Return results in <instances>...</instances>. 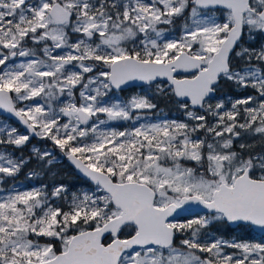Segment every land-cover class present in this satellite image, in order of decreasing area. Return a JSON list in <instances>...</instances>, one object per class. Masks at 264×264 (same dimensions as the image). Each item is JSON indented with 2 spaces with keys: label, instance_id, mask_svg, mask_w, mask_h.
<instances>
[{
  "label": "snow or ice",
  "instance_id": "snow-or-ice-1",
  "mask_svg": "<svg viewBox=\"0 0 264 264\" xmlns=\"http://www.w3.org/2000/svg\"><path fill=\"white\" fill-rule=\"evenodd\" d=\"M257 37L264 0H0V264H264V242L210 231L264 230ZM133 81L183 118L148 95L113 98ZM221 81L248 94L217 98ZM33 137L91 186L18 187L33 157L56 162L16 154ZM198 205L208 214L178 219Z\"/></svg>",
  "mask_w": 264,
  "mask_h": 264
},
{
  "label": "trees",
  "instance_id": "trees-1",
  "mask_svg": "<svg viewBox=\"0 0 264 264\" xmlns=\"http://www.w3.org/2000/svg\"><path fill=\"white\" fill-rule=\"evenodd\" d=\"M180 21L176 22L175 30L172 35H177L180 32ZM258 44V43H256ZM148 95L150 98H153V102L157 104L158 109H160L159 115L166 114V117H174V118H183L182 114L177 111L176 104L173 100L164 98L156 93V89L154 85H149L142 87L139 92H137V88H131L126 90L122 93L113 92V98L121 97V99H127L133 95ZM248 94L245 90L237 91L236 88L227 81H221L220 89L217 92V98L222 97H231V98H238L240 96ZM215 102V101H213ZM175 112L178 115H173L172 113ZM11 123L15 126L19 127V130H22V127L11 120ZM32 140H35L33 138ZM50 144V142H47ZM20 151H23V155L25 157L32 156V152L26 149V147ZM18 152V155L20 153ZM55 153L57 155H61L63 157L64 154L60 152L59 149H55ZM17 154V153H16ZM31 171H35L39 173L38 177L33 179L28 178V174ZM21 177V178H20ZM18 179H22L28 186H34L39 183L48 184L51 186L56 182H63L67 184L72 190H76L78 188H88L90 187V183L84 179H82L69 165L66 166V162L59 163L55 162V164L49 169L46 165H41L34 157L31 161L25 166V168L21 171L18 176ZM9 181L8 183H10ZM206 215V214H203ZM193 218V217H192ZM190 219V218H187ZM185 220V219H184ZM210 231L218 236H223L225 239L231 240L235 237L237 240H244V241H253V242H264V235L257 234L250 225H243L240 224L237 228L230 227L229 224H215L210 228Z\"/></svg>",
  "mask_w": 264,
  "mask_h": 264
},
{
  "label": "rangeland",
  "instance_id": "rangeland-1",
  "mask_svg": "<svg viewBox=\"0 0 264 264\" xmlns=\"http://www.w3.org/2000/svg\"><path fill=\"white\" fill-rule=\"evenodd\" d=\"M256 43H258V44H260V43H264V38L257 37ZM144 87H145V86H144ZM141 88H142V87L138 88V89H137V92H139V90H140ZM128 90H129V89H128ZM241 91H242V90H241ZM122 92H124V91L116 92V93H122ZM117 98H119V97H117ZM120 98H121V97H120ZM159 112H160V109L157 110V114H158V115H159ZM172 114H173V115H178V114L175 113V112H173ZM161 115H163V116L166 117V114H161ZM178 116H179V115H178ZM102 118H103V117H102ZM169 119H181V118H180V117H178V118L169 117ZM13 126H15V125L13 124ZM113 126H130V125H128V124L125 122L123 125H116V124H114ZM16 127H17V126H16ZM18 128H19V127H18ZM20 132L26 134V132H25L24 130H20ZM33 138H35V140H32ZM33 138L30 139L29 144L26 146V149H27V150H29V151L31 152V149H32L33 147L39 148V149H41L42 151L45 150V149H47V150L51 151V152L55 155V157H56V162L62 163V162H64V160H65V162H66L65 157H63V156H61V155H57V154L55 153V149H56V147L53 145V143H52L50 140H47V139H40V138H36V137H33ZM47 142H50V144H47ZM57 149H58V148H57ZM21 152L23 153V151H20L19 155L21 154ZM17 155H18V152H17ZM67 165L69 166V164L66 162V166H67ZM20 178H21V177H20ZM15 183H16L17 186L20 187L21 189L28 188V187H32V186H28L27 183H25L24 181H22V179H18V177L16 178V182H15ZM11 184H12V181L9 183V185H11ZM50 187H51V186H50ZM201 215H203V214H201ZM191 218H192V217H191ZM184 219H187V218H184ZM184 219H180V220L183 221ZM252 242H253V241H252Z\"/></svg>",
  "mask_w": 264,
  "mask_h": 264
},
{
  "label": "water",
  "instance_id": "water-1",
  "mask_svg": "<svg viewBox=\"0 0 264 264\" xmlns=\"http://www.w3.org/2000/svg\"><path fill=\"white\" fill-rule=\"evenodd\" d=\"M149 84L145 83V82H141V81H133L131 82L129 85L125 86L123 88L122 91H126L130 88H140V87H144V86H148ZM115 92H121V90H114ZM2 111V110H0ZM8 114H5V116H7ZM11 120H13L14 122L18 123V121L16 120L15 117H11ZM19 124V123H18ZM23 128V130L25 131L24 127L21 126ZM26 132V131H25ZM66 162L73 168V170L84 180L88 181L85 177H83L78 170L75 168V166L67 159V157L65 156ZM89 182V181H88ZM90 183V182H89ZM207 209H204V207L202 205H198V206H194L192 208V211L190 213L188 212H182L180 214V216L178 217V219H184V218H191L197 215H201V214H208ZM230 227L232 228H237L240 224H229ZM243 225H248V224H243ZM253 230L255 232H257L260 235H264V230H262L259 226L256 225H250Z\"/></svg>",
  "mask_w": 264,
  "mask_h": 264
}]
</instances>
